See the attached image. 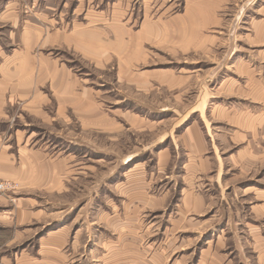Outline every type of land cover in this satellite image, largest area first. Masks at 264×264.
Listing matches in <instances>:
<instances>
[{
  "label": "rangeland",
  "instance_id": "1",
  "mask_svg": "<svg viewBox=\"0 0 264 264\" xmlns=\"http://www.w3.org/2000/svg\"><path fill=\"white\" fill-rule=\"evenodd\" d=\"M18 3L22 18L47 19L43 16L47 13L50 20L70 28H111L113 38L117 27L139 33L144 26L167 25L186 12V0ZM11 30L0 24L1 46ZM144 50L140 60L114 59L106 67L71 51L54 52V57L68 62L85 85L92 87L105 117L97 122L58 119L42 124L34 120L27 127L35 132L31 146L64 161V172L59 175L63 182L26 188L19 181L0 179V184L8 185L0 193V200H5L0 203V255L21 256L26 250L36 253L42 237L62 229V246H80L82 259L89 255L100 258L104 246H153L149 256L162 252L166 264H204V260L209 264L215 258L224 264L254 263V246H264V162L244 171L226 166L225 186L221 187L203 185L216 180L213 171L205 175L195 172V190L206 191L207 204L204 209L185 206L182 193L186 182L194 179L186 174L190 157L182 136L198 117L194 111L198 108L191 103L200 93V74L213 65L207 63L208 55L194 47L176 54L154 45H146ZM165 69H172L178 78L193 75L194 82L168 84L157 73ZM155 73L157 77H153ZM23 105L16 106L14 118L22 114ZM12 125L22 128L24 123ZM27 197L33 200L25 208L36 215L18 223L20 199ZM66 251L71 254V249Z\"/></svg>",
  "mask_w": 264,
  "mask_h": 264
},
{
  "label": "crops",
  "instance_id": "2",
  "mask_svg": "<svg viewBox=\"0 0 264 264\" xmlns=\"http://www.w3.org/2000/svg\"><path fill=\"white\" fill-rule=\"evenodd\" d=\"M18 1L0 0V24L12 28L7 46L0 44V179L19 181L26 188L51 183L60 186L64 161L49 158L46 150L31 146L35 132L27 131V127H32L34 120L42 124L58 119L97 122L105 117L99 112L92 87L85 85L68 62L54 57V52L71 51L87 62L106 67L114 59L140 60L145 57L146 45L168 48L175 54L189 47L201 49L202 55H208L207 63L213 65L209 72L200 74V93L191 103L198 108L194 110L198 117L182 136L190 157L186 174L194 179L190 184L186 182L182 193L185 206L204 209L207 204L206 191L195 190V172L205 175L213 171L216 180L203 185L221 187L225 186L222 177L226 166L244 171L264 162V0H186L182 17L173 18L167 25L142 26L139 33L117 27L115 38L111 28H70L50 20L47 13L43 20L22 18ZM157 73L168 84L194 82L193 75L178 78L172 69ZM20 103L24 104L23 112L16 120L14 113ZM53 108L55 114L50 111ZM16 121L24 123L23 127L14 128L12 122ZM32 200L20 199L18 223H26L36 215L25 208ZM60 230L42 237L36 253L26 250L21 256L3 254L0 264L167 263L162 252L149 256L153 246H104L100 258L89 255L82 259L80 246H62ZM252 251L253 264H264V246H254ZM203 263L207 264L205 260ZM224 263L219 258L209 261Z\"/></svg>",
  "mask_w": 264,
  "mask_h": 264
},
{
  "label": "built area",
  "instance_id": "3",
  "mask_svg": "<svg viewBox=\"0 0 264 264\" xmlns=\"http://www.w3.org/2000/svg\"><path fill=\"white\" fill-rule=\"evenodd\" d=\"M8 189V185L7 184H0V193L7 190Z\"/></svg>",
  "mask_w": 264,
  "mask_h": 264
}]
</instances>
